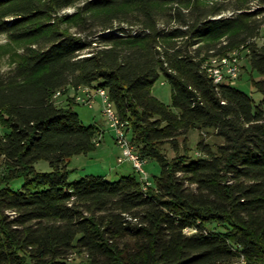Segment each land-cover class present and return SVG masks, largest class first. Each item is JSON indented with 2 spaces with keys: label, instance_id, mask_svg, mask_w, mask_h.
<instances>
[{
  "label": "trees",
  "instance_id": "1",
  "mask_svg": "<svg viewBox=\"0 0 264 264\" xmlns=\"http://www.w3.org/2000/svg\"><path fill=\"white\" fill-rule=\"evenodd\" d=\"M225 9L201 0H0V35L31 43L0 74V264H264V0H237L233 15L219 17ZM240 49L262 76L250 79L259 102L217 86L204 68ZM162 76L173 108L152 93ZM80 87L108 91L135 152L161 167L153 186L135 174L69 181V159L98 146L99 127L83 124L75 99H55ZM192 130L224 142L202 139L192 155ZM41 161L52 171H38ZM75 253L86 259L70 262Z\"/></svg>",
  "mask_w": 264,
  "mask_h": 264
},
{
  "label": "rangeland",
  "instance_id": "2",
  "mask_svg": "<svg viewBox=\"0 0 264 264\" xmlns=\"http://www.w3.org/2000/svg\"><path fill=\"white\" fill-rule=\"evenodd\" d=\"M219 1L222 3L224 8H226L219 17L222 16H231L233 15V10L235 7V2L237 0H201V2H206L209 4H213L214 2ZM175 6V5H173ZM252 10L255 11L260 8L259 4L254 2L252 4ZM76 11L75 7H71L67 10H64L60 15H72ZM261 18L264 17V14L260 15ZM126 28H129V31L134 32L137 30V27H130L129 25H123ZM160 26H163L161 23ZM64 29H67L70 33H75L77 31L76 27L72 24H65ZM121 34V33H120ZM122 35V34H121ZM257 42L262 45L264 43V27L262 28L261 35L258 38ZM30 42H14L10 39L8 35H0V74H6L14 69L18 63L24 57L25 51L27 47H30ZM32 47L36 48L37 45H33ZM248 52L245 49L235 50L233 52L225 53L224 56L229 57V61L227 65H221L222 63L217 62L213 63L212 60L216 59L218 56L210 57L206 60L205 64L212 65H220L223 69L230 65V60H236V53L239 58V65L241 69L240 78L234 83L235 87L240 88L247 94L251 95L256 102H259L262 98L261 94L255 92L254 85L252 83L251 75L255 80L262 79V76L258 72L252 71L249 65ZM94 90H98V88H94ZM152 93L155 97H157L160 101H162L165 105L173 108V93L172 87L166 80L164 76H162L159 81L152 88ZM77 91L74 89H70L68 92V96L62 98L61 96L55 97L57 102H61V99H66L67 97H71L75 99L76 106L75 110L79 114L81 121L84 125H96L99 127V136L97 138V142L99 145L97 148L89 153L74 156L69 159V169L76 170L69 177L70 182H76L81 180L87 175H99L105 176L106 180L109 182H116L122 176H127L131 174H135L139 179H143L146 183L145 187L153 186L156 177L161 175V167L155 160H148L144 162V170L146 172L147 179L143 177L134 167V164L131 161H125L124 163H119V158L123 156V150L117 143L116 132L113 128L110 127L109 123L106 121V118L103 116V104L100 98H97V103L94 107H88L82 104H79L76 100ZM125 128L128 126L127 123L124 122ZM1 134H5V131L1 127ZM126 131V130H125ZM127 139H131V135H127ZM204 139L205 142L211 144L212 146L221 144L224 142L222 138L217 137L213 131L208 133L207 131L200 130H192L187 135V145L191 149V154L196 155L198 151V146L200 141ZM181 147L184 146L185 137H180ZM167 153L169 156H174V151L171 149L170 145H166ZM36 169L40 172H51L52 168L50 164L46 161H41L36 164ZM3 171L2 160L0 161V177ZM24 180H16L10 183V186L14 190H21L24 184ZM86 255H78L72 254L69 258L72 263H80L85 260Z\"/></svg>",
  "mask_w": 264,
  "mask_h": 264
},
{
  "label": "built area",
  "instance_id": "3",
  "mask_svg": "<svg viewBox=\"0 0 264 264\" xmlns=\"http://www.w3.org/2000/svg\"><path fill=\"white\" fill-rule=\"evenodd\" d=\"M206 70H209V64H206ZM241 69L239 65V58L236 53V60H230V65L220 71H211V79L217 85H234V83L240 78ZM76 100L79 104L94 107L97 103V98L102 100L103 104V116L109 123L110 127L116 132L117 143L123 150V156L119 158V163L125 161H131L134 164L135 169L143 175L145 180L147 179L146 172L144 170V161L135 152L134 146L130 140L127 139V133L125 131L124 122H122L119 114L117 113L113 102L110 97H104L102 90H94L91 87H80L77 90ZM62 94L56 95L61 96ZM1 134V128H0ZM99 145V142H97Z\"/></svg>",
  "mask_w": 264,
  "mask_h": 264
},
{
  "label": "bare ground",
  "instance_id": "4",
  "mask_svg": "<svg viewBox=\"0 0 264 264\" xmlns=\"http://www.w3.org/2000/svg\"><path fill=\"white\" fill-rule=\"evenodd\" d=\"M213 58H216V57H213ZM222 63L221 65H227L228 64V61H229V57L227 56H218L216 59H213L212 62L213 63H217L219 62ZM206 63V62H205ZM204 63V68L206 69V64ZM220 69H223L222 67H220V65H212V63L210 62L209 63V70H206L208 75L211 77V71H220ZM98 90H102V93L104 95V97H109V93L107 90H104V89H98ZM59 94H62V91H59L57 92L56 95H59ZM55 95V97H57Z\"/></svg>",
  "mask_w": 264,
  "mask_h": 264
}]
</instances>
